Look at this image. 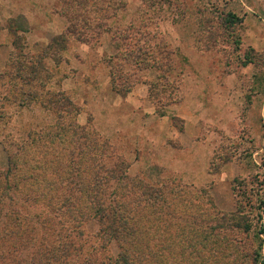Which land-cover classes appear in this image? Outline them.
I'll list each match as a JSON object with an SVG mask.
<instances>
[{
  "label": "rangeland",
  "instance_id": "374dc122",
  "mask_svg": "<svg viewBox=\"0 0 264 264\" xmlns=\"http://www.w3.org/2000/svg\"><path fill=\"white\" fill-rule=\"evenodd\" d=\"M2 74L0 264L116 263L96 218L25 199L62 185L141 209L142 264H263L264 0H0Z\"/></svg>",
  "mask_w": 264,
  "mask_h": 264
},
{
  "label": "trees",
  "instance_id": "16d2710c",
  "mask_svg": "<svg viewBox=\"0 0 264 264\" xmlns=\"http://www.w3.org/2000/svg\"><path fill=\"white\" fill-rule=\"evenodd\" d=\"M233 18V17H232ZM71 35H75L73 30H69ZM62 43H59L61 48ZM140 51L138 55L136 52H132L128 55L136 60L139 59ZM4 77V75H0V80ZM115 75H112V82L116 84ZM35 81V80H34ZM122 96H125L127 92H122L117 88L116 90ZM68 105V101H66ZM70 105V104H69ZM11 175V174H10ZM10 175L7 174L6 179H9ZM70 184H76L74 179L69 180ZM68 188V185H66ZM62 185L61 192L50 193V194H36V196H25V199L35 198L36 201H44L45 205L51 209L53 212L57 211H68L71 215H76L79 220L90 219V217L96 218L101 227L100 233L103 235H107V239L114 238L116 242L119 244L120 252L116 257V263L118 264H142L144 258L153 259L155 257L153 253V248L145 243L142 246L141 235H140V227H139V213H142L141 209L138 207L123 210L119 212L115 210V208L110 207L106 204L107 198L105 196L95 195L93 191L89 189H83L81 197H76L72 194V192ZM31 194V191H29ZM68 193V194H67ZM13 197H11L12 200ZM75 199V200H74ZM263 201L261 202V208L263 209ZM154 213L151 212L150 215ZM53 221L48 217H44L43 226L49 227L51 229V223ZM261 232L264 234V228L261 229ZM61 245V244H60ZM55 245L52 247L45 248L43 245L39 247V253L41 255L34 258L32 264H79L74 260L68 259V256H72V251L76 248L74 245V241L70 243H64L63 245ZM65 250V252L63 251ZM78 252V250H75ZM168 251V250H164ZM64 252V253H63ZM163 256V254H162ZM67 257V259H66ZM63 258V259H62ZM154 263V260L150 261ZM1 263V262H0ZM264 264V262H263Z\"/></svg>",
  "mask_w": 264,
  "mask_h": 264
}]
</instances>
